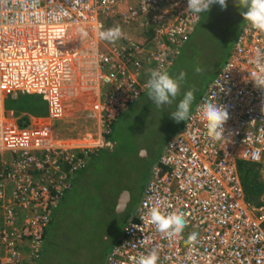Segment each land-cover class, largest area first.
Instances as JSON below:
<instances>
[{"label":"built area","instance_id":"2783aa9c","mask_svg":"<svg viewBox=\"0 0 264 264\" xmlns=\"http://www.w3.org/2000/svg\"><path fill=\"white\" fill-rule=\"evenodd\" d=\"M186 8L187 0H0V99L40 95L59 116L63 91L91 86L100 92L101 112L100 139L72 147L39 146L40 134L26 119L16 129L0 114V153L14 155L0 162V264L40 258L73 176L106 146L113 124L146 91L150 71H167L199 24L203 13L197 18ZM108 19L133 35L98 39ZM257 50L264 52V33L244 22L224 66L154 163L107 264H135L152 250L158 264H264V195L262 205L252 203L239 171V161H247L264 174V89L251 79ZM209 100L229 113L220 140L206 135L201 120ZM153 206L184 215L179 238L165 239L147 222ZM192 232L198 239L189 245Z\"/></svg>","mask_w":264,"mask_h":264},{"label":"rangeland","instance_id":"374dc122","mask_svg":"<svg viewBox=\"0 0 264 264\" xmlns=\"http://www.w3.org/2000/svg\"><path fill=\"white\" fill-rule=\"evenodd\" d=\"M244 22L233 0H227L224 10L212 5L202 14L178 63L167 71L173 77L187 74L180 94L171 105L158 108L145 91L124 111L116 123V148L95 155L56 209L38 264H107L110 249L137 211L154 163L183 126L184 121L175 122L170 113L189 90L195 95L194 109L227 61ZM123 33L133 35L129 30ZM196 67L202 71L195 72ZM125 192L130 199L120 210L118 202Z\"/></svg>","mask_w":264,"mask_h":264},{"label":"clouds","instance_id":"9594fccd","mask_svg":"<svg viewBox=\"0 0 264 264\" xmlns=\"http://www.w3.org/2000/svg\"><path fill=\"white\" fill-rule=\"evenodd\" d=\"M238 9L241 10L243 20L255 31L264 33V0H233ZM212 5H218L221 10L227 7V0H187L186 12L192 13L199 18L202 13H208ZM39 19V14H37ZM81 36H87V32L83 29ZM98 39L115 43L121 38H126L119 25L104 29L99 26L97 29ZM252 63L257 71L251 72V79L254 85L264 89V52L257 50ZM200 67L195 68V72L200 73ZM186 73L181 72L179 77L171 76L167 71L160 69H152L149 78L146 81V95L158 108L163 105H171L180 94L181 84L186 78ZM213 96L216 97L215 93ZM195 99L194 92L189 90L184 93L183 98L177 104L176 110L170 115L175 122L188 121L190 119V111ZM229 118L228 111L219 103H213L211 100L206 101L201 106V120L206 129V135L212 140H220L224 138L223 125ZM110 144V142H109ZM108 144V145H109ZM102 149V148H101ZM256 160L259 159L257 155ZM148 223L154 226V229L165 239L179 238L185 227L186 220L182 213L171 212L164 214L159 207L153 206L149 209ZM198 233L192 232L187 237L186 243L193 245L197 242ZM159 254L152 250L147 254H140L135 258V264H158Z\"/></svg>","mask_w":264,"mask_h":264},{"label":"crops","instance_id":"0c3cea01","mask_svg":"<svg viewBox=\"0 0 264 264\" xmlns=\"http://www.w3.org/2000/svg\"><path fill=\"white\" fill-rule=\"evenodd\" d=\"M116 25H117L116 22L113 23L112 20L108 19L106 21L105 27L110 28ZM121 29L122 31L125 30L123 27H121ZM136 37H140V36L136 35ZM9 98L11 97L5 95L3 99H0V114L4 116L5 113L8 114L7 117L8 121L12 124H16L17 126L16 129H20V124L18 123V121L22 123V121L24 122L26 119L27 120L26 122L34 127V131H37L40 134L37 141L39 146H41L44 143L50 142L53 145L56 144V145H65L72 147L82 142H90L91 144H93L100 139L99 138L101 134L100 92L97 88H93L90 86L86 89H78L75 92L63 91L59 99V101L62 103L63 106V112L59 116L58 115L55 116L54 114H52L51 108L47 101H45V108L42 111L40 110L39 112L33 111L31 113H21L20 115H17L14 111L7 112L9 109L6 108V105L8 103ZM34 99H36V97H34ZM96 120L99 121L100 125L98 122H96ZM97 131L98 134L96 136ZM94 136L96 138H94ZM105 140H106V136H105ZM13 157L14 155L12 153H5V154L0 153V162L2 163L4 159L10 160ZM83 171L84 170H81L73 176L72 178L73 187L78 174H80ZM7 188L9 189V186ZM66 196L67 195H65L61 199L60 204L62 203V201L65 199ZM56 209L54 210V212L56 211ZM3 218L4 217L2 214V209L0 207V226H2L4 223ZM46 231L48 230L46 229ZM46 231H45V235H46ZM45 241L46 238L43 242L40 258L35 261L31 260V262H29L28 260V264L39 263L42 257V252L44 251ZM26 250L27 249L25 248L24 253L25 255L28 256Z\"/></svg>","mask_w":264,"mask_h":264},{"label":"trees","instance_id":"16d2710c","mask_svg":"<svg viewBox=\"0 0 264 264\" xmlns=\"http://www.w3.org/2000/svg\"><path fill=\"white\" fill-rule=\"evenodd\" d=\"M195 30H196V28H195ZM191 35H190V37H191ZM190 37H189V39H190ZM189 39L182 45L175 62L168 68V70L172 66H175L176 63H178V60H179L180 56L182 55L184 47L188 43ZM34 97H36V99H34ZM6 108H8L9 110H13L17 115H20L21 113H31L33 111L39 112L40 110L42 111L45 108V100H43V98H41L40 95H35V94L20 95L16 99L9 98L8 103L6 105ZM116 131L117 130H116V123H115V124H113L112 131L110 132V134L106 135V139H107V141L110 142V144L108 146L103 147L102 149L98 150L93 155V157L90 159L89 164L95 159V157L98 155V153L100 151H102V150L106 151L107 150L109 152H112V150H114L116 148V145H117V143H116L117 138H115V132ZM88 165H87V167H88ZM83 170L85 171V169H83ZM239 171H240V174L242 177V182H243V185L245 187L248 199L250 201H252L254 204L256 203L258 205H262V203H263L262 197L264 195V174H263V172H261V165L251 163V162H247V161H239ZM80 177H81V175L78 174L75 182H77L80 179ZM54 217H55V212L53 213V217H52V221L50 223V226H48V228H47L48 231H46V235H45L46 240H47V236L49 235V231L52 227Z\"/></svg>","mask_w":264,"mask_h":264},{"label":"water","instance_id":"95a60500","mask_svg":"<svg viewBox=\"0 0 264 264\" xmlns=\"http://www.w3.org/2000/svg\"><path fill=\"white\" fill-rule=\"evenodd\" d=\"M129 199H130L129 193H128V192H125V193L121 196V198H120V200H119V202H118V208H119L120 210H121L122 208H124L125 205H126V203H127V201H129Z\"/></svg>","mask_w":264,"mask_h":264},{"label":"bare ground","instance_id":"6f19581e","mask_svg":"<svg viewBox=\"0 0 264 264\" xmlns=\"http://www.w3.org/2000/svg\"><path fill=\"white\" fill-rule=\"evenodd\" d=\"M87 143H90V142H87ZM82 143H80V144H76V145H81Z\"/></svg>","mask_w":264,"mask_h":264}]
</instances>
